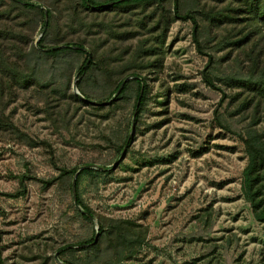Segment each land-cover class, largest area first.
<instances>
[{
    "label": "rangeland",
    "instance_id": "obj_1",
    "mask_svg": "<svg viewBox=\"0 0 264 264\" xmlns=\"http://www.w3.org/2000/svg\"><path fill=\"white\" fill-rule=\"evenodd\" d=\"M31 1L52 10L46 43L60 30L67 40L83 39L101 67L84 76L87 98L76 85L84 54L27 63L40 15L0 3L15 17L20 49L6 48L27 82L0 69V264H264V222L242 188L243 139L264 143V97L241 85L264 77V26L245 20L235 0H180V13L197 17L198 50L192 22L173 19L171 2L85 11L71 27L77 0ZM132 71L147 87L134 120L136 82L114 103L116 96L95 100ZM75 166L93 169L77 188L93 219L74 203V176L42 182ZM22 175L23 194L8 196ZM92 235L97 244H83Z\"/></svg>",
    "mask_w": 264,
    "mask_h": 264
},
{
    "label": "trees",
    "instance_id": "obj_2",
    "mask_svg": "<svg viewBox=\"0 0 264 264\" xmlns=\"http://www.w3.org/2000/svg\"><path fill=\"white\" fill-rule=\"evenodd\" d=\"M110 1H117L111 5H107ZM171 2L172 3V12H173V19H180V20H190L192 22V33H193V40L196 43V46L198 50L201 49L200 40L198 38V32H199V23L197 21V17L195 16L194 12L191 10H187L183 13H180L179 11V1L180 0H77L76 3L72 6V18H71V27H75V21L81 22L82 18L77 17L78 13H83L85 11L90 12V14H98V13H107L110 11H116L120 10L122 8H127V10L134 9L135 6L144 5L146 3H158L162 5L164 2ZM241 4L240 8H243V14L245 16V20L251 21L253 23H260L262 26H264V0H235ZM0 3L5 4L4 0H0ZM9 3L11 8H18L26 13H33L38 12L41 18L40 25H41V36L36 41V46L33 47L31 55L28 56L29 59H27V63H30L31 60L34 58H38L41 56H58L60 54H65L68 52L77 53V54H84L85 58L82 64L77 69V81L76 85L82 92V95L84 97L90 98L91 95L87 93L83 87L82 83L84 80V76L92 71L95 66L101 67V63L98 62L97 58H95L96 49H91L92 51V57H90L89 61V54L87 51L83 49L84 46V40L79 41H72L67 40L65 35L59 31L61 36L58 37L57 41L55 39V42L53 43H46V40L48 38V34L50 33V30L52 29V10L46 9V16L47 20L45 21V9L40 8L36 4L32 3L31 0H9ZM2 7V5H0ZM10 9H6L0 12V69L3 68L6 69L5 75H12V78L15 80L18 79L19 83L26 84L25 77L22 76H16L15 69L17 68L14 63H17L16 60H14V63L10 60L12 59L10 53L8 52L6 46L7 42L9 43L10 50L14 52V54L20 49L17 44L16 40L19 37L14 36L15 28L12 24L13 18L11 17V13H9ZM163 12V11H162ZM161 12V13H162ZM160 13V14H161ZM18 15H16L17 18ZM166 23H168V17L166 15H161V19ZM220 20V19H216ZM81 24V23H80ZM92 24H95L94 21ZM97 24V23H96ZM142 24V22L140 23ZM91 25V23H90ZM108 26V25H107ZM106 26V28H108ZM75 29V28H74ZM164 33V32H163ZM20 35V34H19ZM116 36H118L117 33H115ZM165 35V33H164ZM164 35L162 37V42L164 40ZM122 36V34H121ZM73 44V47L71 46ZM79 47V48H76ZM156 53V50H153L151 53ZM150 53V54H151ZM212 57L209 56L208 64L211 63ZM156 61V60H155ZM159 62V61H158ZM106 68L108 69L109 62L106 64ZM109 70V69H108ZM128 75L132 76V79L126 81L124 83V86L122 87L120 93L116 95V97L113 99L111 103L116 102L120 98H122L123 94L126 92L127 88L129 87V84L131 81L137 83V91L135 94V101H134V107L136 106L137 100L140 98L139 105L136 110L135 119L137 118L139 112L141 111L145 94L147 92L146 84L144 83V79L141 77V75L137 71H132ZM0 77L3 78V73L0 74ZM124 80V76L121 77L116 81V83L113 85L111 91L108 92V95L106 97H96L95 100L99 103V105H103L105 101H108L111 99V97L115 94L118 86L120 83ZM207 82L209 85L213 86V83L210 78H207ZM2 83V80H1ZM141 83H144L143 91L140 93L141 90ZM242 86H245L248 90H251L253 93V98L256 97H264V77H260L259 80H250L246 79L243 82H241ZM2 86V85H1ZM1 90V87H0ZM259 102V101H258ZM245 150L248 154V163L247 166L244 168L243 171V191L245 194L246 200L251 204L254 216L258 221L264 222V143L262 140H260L258 137L248 134V136L243 139ZM129 141H127V137L124 139V142L119 150L123 148V146L126 144L128 146ZM104 171L106 169H103ZM87 171H93V169L87 167L83 168L81 170H78V167H71V168H61L60 173L57 177L50 179V180H42V182L47 186L52 184L54 180L62 179L66 176H74L76 173L75 178V187H76V203L78 206L81 207L82 212L80 213L85 219H89L88 215L95 217L94 212L86 206L83 201L81 200L77 188L79 183V178L82 173ZM28 178L25 175H22L19 180L20 189H18L15 193H10L8 196L11 197H17L21 194H23V189L25 188V179ZM22 187V188H21ZM84 212H87L88 215H86ZM98 234L101 235L105 231V225L103 222L98 221ZM121 234V233H120ZM123 234V233H122ZM92 242H97L94 239V236L83 242V244H90ZM94 244L91 246L94 248L96 246ZM1 256V251H0ZM67 264H71L68 263Z\"/></svg>",
    "mask_w": 264,
    "mask_h": 264
},
{
    "label": "water",
    "instance_id": "obj_3",
    "mask_svg": "<svg viewBox=\"0 0 264 264\" xmlns=\"http://www.w3.org/2000/svg\"><path fill=\"white\" fill-rule=\"evenodd\" d=\"M115 2H117V1H110V2H108L107 3V5H111V4H113V3H115ZM45 11V21L47 20V16H46V10H44ZM76 48H79V47H77L76 46ZM89 60V59H88ZM87 60V61H88ZM127 81V79H124L121 83H120V85L118 86V88H117V90H116V92H115V94L113 95V97H115L116 95H118L119 93H120V91H121V89H122V87L124 86V83ZM73 86L75 87L76 85H75V82H74V84H73ZM143 86H144V84L143 83H141V90H140V93H142V91H143ZM76 88V87H75ZM77 90V89H76ZM86 99V98H85ZM139 102H140V98L137 100V103H136V107H135V112H134V115H133V120H134V118H135V114H136V110H137V107H138V105H139ZM130 137V136H129ZM79 170V169H78ZM77 173V172H76ZM76 173H75V175H74V178H73V181H72V187H71V189H72V195H73V200H74V203H76V187H75V176H76ZM86 215H88V213L87 212H84ZM88 217L90 218V219H93L92 218V216H90V215H88ZM96 237H97V235H95L94 236V239L96 240Z\"/></svg>",
    "mask_w": 264,
    "mask_h": 264
}]
</instances>
